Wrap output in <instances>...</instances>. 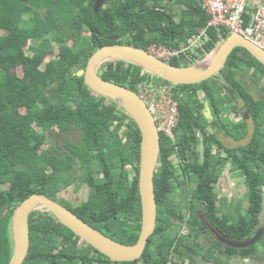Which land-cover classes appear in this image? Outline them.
Masks as SVG:
<instances>
[{
    "label": "trees",
    "instance_id": "obj_1",
    "mask_svg": "<svg viewBox=\"0 0 264 264\" xmlns=\"http://www.w3.org/2000/svg\"><path fill=\"white\" fill-rule=\"evenodd\" d=\"M94 6L93 0H0V264H9L13 257L14 213L34 194L61 203L119 243L135 245L139 240L140 129L116 103L94 93L82 73L104 46L127 44L147 51L154 44L175 47L206 27L210 17L198 0H114L99 13ZM83 30L89 34L84 36ZM209 33L207 53L230 35L213 29ZM54 44L59 53L45 65L43 57L53 54ZM180 62L171 64L181 67ZM100 76L135 91L150 77L120 60L105 63ZM263 81L264 66L237 48L216 78L177 86L183 94L177 141L161 135L157 228L140 260L119 263L99 252L90 259L96 250L86 242L81 245L80 237L42 210L30 216L31 247L24 264H178L172 256L184 257L183 249L215 264L253 257L255 245L238 244L255 235L263 208ZM235 100L251 113L253 137L228 149L218 133L238 142L249 134L248 122L234 125L222 116L224 105ZM233 111L238 113V108ZM73 131L80 132L79 143L71 141ZM58 137H63L61 144ZM228 163L235 176L244 177L247 189L229 205L215 191ZM84 186L89 189L87 200L76 206L60 197L66 189L79 192ZM212 229L236 245L213 237ZM260 242L264 245V234Z\"/></svg>",
    "mask_w": 264,
    "mask_h": 264
},
{
    "label": "water",
    "instance_id": "obj_2",
    "mask_svg": "<svg viewBox=\"0 0 264 264\" xmlns=\"http://www.w3.org/2000/svg\"><path fill=\"white\" fill-rule=\"evenodd\" d=\"M99 13L103 6L114 0H93ZM113 40L119 41V37ZM247 50L264 66V50L253 45L238 34H230L211 52L189 66L179 67L163 61L149 51L127 44H114L98 49L89 59L84 72L86 85L96 94L103 96L122 108L138 125L141 140L139 190L142 203V229L135 245H125L108 237L78 217L69 208L46 195L34 194L15 211L12 219L13 257L9 264H24L30 251V216L34 212L47 210L74 234L115 262H135L146 251L149 239L157 228L158 205L155 194V176L159 168L161 135L157 123L144 100L126 86L107 81L100 76L101 67L110 61H124L143 71L178 86L201 84L218 76L229 57L237 49ZM246 119L250 118L248 110ZM205 145L202 142L201 161H205ZM264 234V197L261 220L255 235L240 248L255 245Z\"/></svg>",
    "mask_w": 264,
    "mask_h": 264
},
{
    "label": "built area",
    "instance_id": "obj_3",
    "mask_svg": "<svg viewBox=\"0 0 264 264\" xmlns=\"http://www.w3.org/2000/svg\"><path fill=\"white\" fill-rule=\"evenodd\" d=\"M198 1L210 17L208 25L175 47L152 45L148 50L151 54L168 63L175 60L196 62L203 54H208L206 47L212 40L209 33L212 29L220 33L228 31L230 34H238L264 50V0ZM149 75L147 82L140 84L136 92L154 116L160 135L175 142L182 94L177 91L178 85L158 83L155 76Z\"/></svg>",
    "mask_w": 264,
    "mask_h": 264
},
{
    "label": "crops",
    "instance_id": "obj_4",
    "mask_svg": "<svg viewBox=\"0 0 264 264\" xmlns=\"http://www.w3.org/2000/svg\"><path fill=\"white\" fill-rule=\"evenodd\" d=\"M182 97H183V94H182ZM230 107H231V105H230ZM236 113L233 112L232 108H231V113H230L229 117L231 118L230 122H232L234 125H237V124L244 122L242 120L241 113L239 111L237 114ZM248 113L251 116V113L250 112H248ZM180 118H181V116H180ZM246 122L249 123V134L246 137V139H244L243 141L238 142L235 140V138H233L228 133L226 134L225 132H223L221 134V142H222L224 148L235 149L237 147L244 146V145L248 144L252 140L253 123H252L251 119L246 121ZM207 131L210 134L214 133V129L212 127H209L207 129ZM234 174H235V172L232 170L231 163H228V165L226 166V168L224 169V171L222 173L221 179L215 185L216 193L218 194L219 197L223 198L226 201L227 205L231 204V202L234 200H237V201L241 200V198H243L245 196L246 191H247L244 177L239 176V175L235 176ZM230 192H231V194L228 195L227 193H230ZM226 209H228V208H226ZM219 214H222V212L220 211ZM260 220H261V218H260ZM212 232H214L213 233L214 235H217V232L214 231L213 229H212ZM213 237H216L218 240L224 242L225 244H229L232 246L236 245L235 243L227 241L220 236H213ZM260 239L261 238H259V241L255 244L256 252H255L253 257H251V258L236 257V258H233L231 261H228V264H264V245L260 242ZM207 246H208V244L206 245V247ZM183 251L187 255H185L184 257H182L180 255H174V256H172V258H173L172 260L178 264H215L212 260L204 259L202 255H196L195 253L190 252L187 249H183Z\"/></svg>",
    "mask_w": 264,
    "mask_h": 264
},
{
    "label": "rangeland",
    "instance_id": "obj_5",
    "mask_svg": "<svg viewBox=\"0 0 264 264\" xmlns=\"http://www.w3.org/2000/svg\"><path fill=\"white\" fill-rule=\"evenodd\" d=\"M103 8H104V6H103ZM82 33H83L84 36H86V35L89 34V32H88L87 30H83ZM219 43H220V41H219L215 46H217ZM71 44H72V43H71ZM58 49H59V48L56 46V44H54V52H53V54H52V55H48V56L45 55V56L43 57V59H44V64H45V65H46L50 60H52V58H55V57L58 55V53H59V52H58V51H59ZM204 56H205V55H204ZM204 56H203V57H204ZM180 66L184 67V66H186V65H184L183 62H182V63L180 62ZM43 67H44V66H43ZM17 70L20 71L21 69H18V68H17ZM102 70H103V69H102ZM20 73H21V71H20ZM17 75H19V74H17ZM221 77H222V74H221ZM215 78H216V77H215ZM247 83H248L250 86L253 85V83H252L249 79H248ZM261 87H264V81H263ZM201 98H203V97L201 96ZM205 106L208 107L207 104H206ZM208 108H209V107H208ZM223 111H224V113L222 114V116H224V117H229V115H230V113H231L230 105H224V109H223ZM206 114H207V117H211V111H210V109H206ZM218 136H219L220 139H221V134L218 133ZM70 139H71V141H73V142H75V143H79V140H80V132H79V131H73V132L71 133ZM62 141H63V137H58V138H57V144H61ZM49 147H50V144H48V145L46 146V148H49ZM182 179H184V178L182 177ZM177 192L182 196V193H181L180 190H178ZM231 192H232V191H231ZM231 192H230V193H227V194L230 195ZM88 194H89V189H88V187H86V186H84V187L82 188V190L79 191V192H74L73 187H72V188H69V189L64 190V191L61 193L60 197L69 200L74 206H76L78 203L87 200ZM184 216H185L186 218H189V217L191 216L189 210L186 209V210L184 211ZM184 232H185V231H184ZM185 234H186V232H185ZM205 241H206V240H203V241H201V242L203 243V242H205Z\"/></svg>",
    "mask_w": 264,
    "mask_h": 264
},
{
    "label": "flooded vegetation",
    "instance_id": "obj_6",
    "mask_svg": "<svg viewBox=\"0 0 264 264\" xmlns=\"http://www.w3.org/2000/svg\"><path fill=\"white\" fill-rule=\"evenodd\" d=\"M108 3V2H107ZM106 3V4H107ZM105 4V5H106ZM104 5V6H105ZM143 72H145V71H143ZM146 73V72H145ZM235 107H237L238 108V111L241 113V115H242V120L244 121V122H246V121H248V120H250L251 119V116H250V118L249 119H246V115H245V112L247 111L246 110V108H245V106H244V104L240 101V100H235V101H233L232 103H231V107L230 108H232V111H233V109L235 108ZM245 109V110H244ZM233 112H235V111H233ZM249 112V111H248ZM237 114V113H236ZM228 119L231 121V118L230 117H228ZM212 231V230H211ZM185 234V233H184ZM216 236H220L218 233H217V235ZM83 242H85L84 240H82L81 242H80V244L81 245H83ZM206 245H207V243H206ZM205 245V246H206ZM94 248V247H93ZM95 249V248H94ZM96 250V249H95ZM95 253H91L90 255H89V258L90 259H92V260H95V258L99 255L98 254V252L99 251H94ZM100 253V252H99ZM102 254V253H101ZM108 258V257H107ZM110 259V258H109ZM111 260V259H110ZM113 261V260H112ZM115 262V261H114Z\"/></svg>",
    "mask_w": 264,
    "mask_h": 264
},
{
    "label": "bare ground",
    "instance_id": "obj_7",
    "mask_svg": "<svg viewBox=\"0 0 264 264\" xmlns=\"http://www.w3.org/2000/svg\"><path fill=\"white\" fill-rule=\"evenodd\" d=\"M206 109H210V108L206 107ZM205 111H206V110H205Z\"/></svg>",
    "mask_w": 264,
    "mask_h": 264
}]
</instances>
